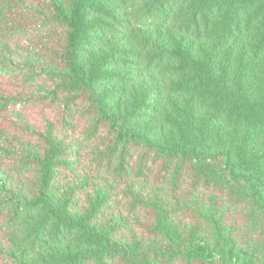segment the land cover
Returning a JSON list of instances; mask_svg holds the SVG:
<instances>
[{
  "label": "trees",
  "instance_id": "obj_1",
  "mask_svg": "<svg viewBox=\"0 0 264 264\" xmlns=\"http://www.w3.org/2000/svg\"><path fill=\"white\" fill-rule=\"evenodd\" d=\"M0 264H264V0H0Z\"/></svg>",
  "mask_w": 264,
  "mask_h": 264
}]
</instances>
